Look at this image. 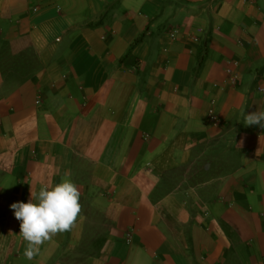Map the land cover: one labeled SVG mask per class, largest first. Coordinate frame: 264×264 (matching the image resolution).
<instances>
[{"label":"crops","instance_id":"obj_1","mask_svg":"<svg viewBox=\"0 0 264 264\" xmlns=\"http://www.w3.org/2000/svg\"><path fill=\"white\" fill-rule=\"evenodd\" d=\"M263 88L264 0H0V264H264ZM66 180L28 260L11 205Z\"/></svg>","mask_w":264,"mask_h":264},{"label":"clouds","instance_id":"obj_2","mask_svg":"<svg viewBox=\"0 0 264 264\" xmlns=\"http://www.w3.org/2000/svg\"><path fill=\"white\" fill-rule=\"evenodd\" d=\"M245 126H259L264 129V111L247 113ZM33 202V194L28 203L11 205L15 217L21 222V235L27 242L25 257L34 259L40 246L52 236L70 231L81 212L80 192L77 185L66 180L49 189L41 188Z\"/></svg>","mask_w":264,"mask_h":264},{"label":"rangeland","instance_id":"obj_3","mask_svg":"<svg viewBox=\"0 0 264 264\" xmlns=\"http://www.w3.org/2000/svg\"><path fill=\"white\" fill-rule=\"evenodd\" d=\"M208 164H209V163H208ZM216 164H219V163H216ZM207 171H209V168H207L206 166H203L202 169H201V172H202V173H205V172H207Z\"/></svg>","mask_w":264,"mask_h":264},{"label":"trees","instance_id":"obj_4","mask_svg":"<svg viewBox=\"0 0 264 264\" xmlns=\"http://www.w3.org/2000/svg\"><path fill=\"white\" fill-rule=\"evenodd\" d=\"M141 40H142V36L136 39L135 44L139 43ZM135 44H134V45H135ZM134 45H133V46H134Z\"/></svg>","mask_w":264,"mask_h":264},{"label":"built area","instance_id":"obj_5","mask_svg":"<svg viewBox=\"0 0 264 264\" xmlns=\"http://www.w3.org/2000/svg\"><path fill=\"white\" fill-rule=\"evenodd\" d=\"M261 92L264 94V88L261 89ZM211 113H212L213 118H216L215 115H214V113H213V111Z\"/></svg>","mask_w":264,"mask_h":264}]
</instances>
